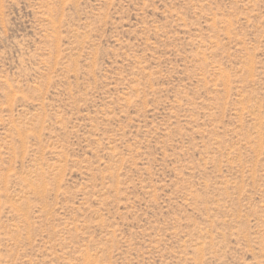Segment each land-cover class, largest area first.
Listing matches in <instances>:
<instances>
[{"label":"rangeland","instance_id":"obj_1","mask_svg":"<svg viewBox=\"0 0 264 264\" xmlns=\"http://www.w3.org/2000/svg\"><path fill=\"white\" fill-rule=\"evenodd\" d=\"M0 264H264V0H0Z\"/></svg>","mask_w":264,"mask_h":264}]
</instances>
